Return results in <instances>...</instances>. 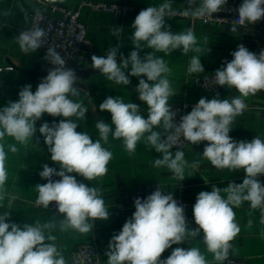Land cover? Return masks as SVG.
I'll return each instance as SVG.
<instances>
[{
  "label": "clouds",
  "instance_id": "obj_1",
  "mask_svg": "<svg viewBox=\"0 0 264 264\" xmlns=\"http://www.w3.org/2000/svg\"><path fill=\"white\" fill-rule=\"evenodd\" d=\"M187 3L192 17L204 18L221 12L227 0H200L198 6H195L197 0H187ZM35 11L37 16L41 15L40 9ZM237 11L239 25L254 24L264 18V0H243ZM170 14V0L141 10L132 24L135 50L128 58L121 56V62H117L118 47L109 48L106 56L91 57V68L116 84L129 85V76L146 77V80L139 79L136 88L139 100L147 105L146 119L137 104L109 96L99 109L111 114L114 130L108 123L97 121L95 127L100 139L95 142L86 132H78L77 123L70 118L83 119L88 112L81 102L69 98L78 95L75 86L78 77L73 69L65 67L66 61L50 47L45 59L53 67L36 91L33 93L31 85H26L19 91L17 101H10L0 109V202L5 199L8 180L5 137L27 144L35 136L36 122L45 113L62 117L58 124L50 126L45 122L39 128L50 159L60 170L44 164L39 175L48 182L35 186L38 205L47 209L55 202L58 213L63 216L59 224L61 231L72 229L87 234L93 230L94 221L109 218V207L99 190L78 181L77 176L91 181L107 174L113 154L102 146L101 141L106 144L110 134L113 139H122L129 153L135 152L138 143L143 141L150 149L162 154L161 158L155 159L154 167H166L179 181L185 178L188 162L183 151L176 150L173 155L172 148L181 137L192 145L206 141L202 156L215 169H242L245 172L240 184L229 183L223 189L213 186L211 191L198 194L193 206L194 221L198 226L195 229H189L184 208L178 205L173 194H165L157 188L146 198H136L131 218L118 234L111 237L105 252L107 264H209L198 247H176L170 256L161 259L167 249L189 238L195 239L201 230L206 251L212 254L215 262L223 264L228 259L230 242L241 231L234 207L248 202L250 209L261 210V223L264 224V184L258 179L264 175V140L256 136L251 142H237L229 135L235 118L246 108L244 98L264 90V50L257 55L239 45L231 53L233 59L215 72V82L222 87L235 88L240 95L231 101L221 100L218 96L211 100L202 97L176 125L177 113L169 105L170 98L175 95L168 79L171 69L164 59L151 53L143 58L139 55L145 48L165 53L179 49L183 54L204 51L191 28L173 33L165 26V19ZM236 30L234 24L231 31ZM112 34L119 38L120 29H114ZM44 36V30L39 27L21 32L17 37L21 51L36 52L44 45ZM204 44H207V37ZM200 57L192 56L189 73L204 72ZM128 69L130 72L126 75ZM161 127L171 133L166 139L155 130ZM9 150L16 152L18 149L13 144L9 145ZM53 176L61 179L53 181ZM222 191L226 198L221 195ZM8 217L9 212L0 214V264H67L55 244L56 237L51 234L55 223L37 221L21 227L6 222Z\"/></svg>",
  "mask_w": 264,
  "mask_h": 264
},
{
  "label": "crops",
  "instance_id": "obj_2",
  "mask_svg": "<svg viewBox=\"0 0 264 264\" xmlns=\"http://www.w3.org/2000/svg\"><path fill=\"white\" fill-rule=\"evenodd\" d=\"M83 0H44V10L49 11L50 4H57L71 9H76ZM96 1V0H95ZM115 2L121 4H134L141 7L159 6L167 0H98ZM236 3L239 8L243 0H227ZM171 7H185L189 9L187 0H170ZM200 0H197L198 6ZM36 0H0V64L14 65L12 71L4 70L0 72V109L6 107L10 101L19 99V91L26 85H31L33 93L38 84L42 81L40 66L46 60L47 50L38 49L36 52L24 53L18 44V31L29 27L31 14L37 7ZM190 11V10H189ZM140 11L129 12L123 17H116L112 13L97 11L82 7L81 13L88 28V38L90 41L89 53L83 66H73L71 68L91 69L87 75H78L75 86L78 88L77 96L69 98L75 102H81L87 108L85 118L77 119L73 116L70 119L76 122L78 132H86L93 142L100 139L99 131L95 127L97 121L108 123L114 130L111 122V114L101 111L99 105L109 96L121 97L125 103L132 102L139 106L141 115L147 118V105L138 98L136 88L139 79L146 77L129 76L130 84H116L114 81L100 73L99 70L91 68V57L106 56L108 49L118 47L117 62H121V56L128 58L131 51L135 50L132 44V34L135 29L132 24ZM7 13V15H5ZM261 24L258 21L254 24L239 25L229 23L218 26L205 24L200 19L194 17H179L169 15L165 19V26L173 33L183 32L191 28L194 32L199 46L204 51L196 53L190 51L183 54L181 50L172 52H157L151 48H145L139 55L143 58L151 53L156 58L165 60L171 69L168 79L174 92L170 98L169 105L173 111L174 107L182 101L197 103L200 98L211 100L233 99L240 94L235 88L222 87L220 92L209 91L200 88L195 83L196 76L201 73H189L188 68L192 56H201V63L204 72H216L226 66L225 62L233 59L231 53L238 49L239 45H244L250 52L259 55L264 50V18ZM237 25L236 31H231L233 25ZM120 29L119 38L113 36L114 29ZM207 37V44L204 38ZM207 48L209 51L206 52ZM130 69L126 70L128 75ZM246 108L243 113L237 116L233 122L229 133L233 140L251 142L256 136L262 140L264 137V90L244 98ZM192 110V109H191ZM189 111V113L191 112ZM62 117H53L45 113L36 122L37 131L34 138L27 144H20L12 137H5V152L7 153L6 169L8 180L5 184V199L0 202V214L9 212L6 222H14L19 226L25 223L34 224L53 222L56 227L52 230V235L56 237L55 244L63 254L67 264H70L69 254L76 245L83 242H96L100 246L102 264H107L108 257L105 255L111 237L118 234L124 223L131 218L135 211L131 203L130 193L141 186H146L158 182L163 187L166 194H182L190 203L188 215L186 217L189 229H195L193 216V206L201 191H211L213 186L223 189L229 183L240 184L245 178V172L240 170L229 171L227 169L217 170L211 166L210 162L202 154L207 142L190 145L184 149L172 148L173 155L176 150L184 152L188 166L185 168V178L179 181L166 167H154L156 158H161L162 154L150 149L143 141L138 143L137 149L129 153L122 139H113L109 135L108 142L101 141L102 146L112 152L108 172L102 177L87 181L83 180L88 187H94L101 193L106 207H109V218L107 220H96L93 222V230L87 234H81L75 230L61 231L59 224L63 217L53 210L45 209L35 205L38 197L36 185H40L39 172L43 170V165L56 168L59 166L51 161L48 146L44 143V137L40 134V126L47 122L50 126L58 124ZM164 136V129H155ZM162 139H164L162 137ZM15 144L16 152L9 150V145ZM192 165H196L192 167ZM75 175V174H73ZM259 181L264 184V175L258 176ZM221 195L226 198L223 191ZM236 222L240 226V233L231 241L229 255L236 257H249L253 264H264V224L261 223V210L250 209L248 202H244L240 207H234ZM91 222V221H90ZM251 222V223H249ZM198 247L205 255L209 264H218L213 260L211 253L206 251L203 244V233L194 238H189L180 245H173L161 256L166 259L171 255L174 248ZM228 255V256H229ZM224 264V262H223Z\"/></svg>",
  "mask_w": 264,
  "mask_h": 264
},
{
  "label": "built area",
  "instance_id": "obj_3",
  "mask_svg": "<svg viewBox=\"0 0 264 264\" xmlns=\"http://www.w3.org/2000/svg\"><path fill=\"white\" fill-rule=\"evenodd\" d=\"M36 2L38 3L36 9H40L41 15L37 16L36 11L34 10L31 14V23L29 27L18 31V35L23 31H31L34 27L43 29L45 32V36L43 38L44 45H42L39 49L47 50L48 47L54 48L66 61V64L79 67L83 66L86 62L90 47L88 28L81 13L82 7H88L92 10L112 13L116 17H123L129 12L141 11L147 8L146 6L141 7L134 4H121L98 0H83L76 9H71L69 7H64L57 4H50L49 11H45L43 8L45 4L44 0H36ZM237 9L238 7L236 3L227 2L226 5L222 7L221 12L215 13L211 17L198 19H200L205 24H213L218 26L229 23L239 24V13ZM170 15L179 17H192L190 15L189 9L185 7H171ZM261 22H263V19L258 21L259 24H261ZM52 67L53 65L48 60H45L41 64L40 75L42 79L47 76L49 69ZM14 69V65L0 64V72L4 70L12 71ZM195 83L204 90L217 92L222 90V86L216 85L215 72L212 71H206L196 76ZM196 104L197 103L187 101L178 103L173 109V111L177 113L174 118V123L179 125L181 117L188 114ZM170 134V132H165L163 138L166 139V137ZM190 145L191 143L185 141L183 137H181L173 145V147L184 149ZM39 178L40 184H45L48 182L46 179H42L40 175ZM59 179H61L59 176L52 177L53 181ZM77 179L78 181L83 182L82 179ZM157 188H160V190L165 193L163 187L158 182L134 189L129 195L131 203L134 205L136 198H146ZM173 197L177 201L178 205L184 208L185 216L187 217L190 206L189 201L185 199L182 194L175 195ZM35 205L44 208L43 206L38 205L36 201ZM47 209L58 213L55 202H53ZM69 260L70 264H102L100 246L96 242L80 243L76 245V247L70 252ZM224 264H253V262L249 257H236L229 255L228 259L224 261Z\"/></svg>",
  "mask_w": 264,
  "mask_h": 264
},
{
  "label": "water",
  "instance_id": "obj_4",
  "mask_svg": "<svg viewBox=\"0 0 264 264\" xmlns=\"http://www.w3.org/2000/svg\"><path fill=\"white\" fill-rule=\"evenodd\" d=\"M65 67L71 68L69 64H66ZM71 69H73L76 72L77 76L81 74L87 75L91 71V69H80V68H71Z\"/></svg>",
  "mask_w": 264,
  "mask_h": 264
}]
</instances>
